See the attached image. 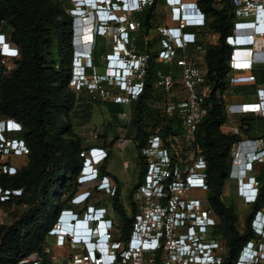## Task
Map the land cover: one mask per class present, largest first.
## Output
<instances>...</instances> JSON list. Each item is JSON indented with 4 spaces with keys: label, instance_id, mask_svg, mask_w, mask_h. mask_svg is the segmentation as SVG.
I'll return each instance as SVG.
<instances>
[{
    "label": "built area",
    "instance_id": "2783aa9c",
    "mask_svg": "<svg viewBox=\"0 0 264 264\" xmlns=\"http://www.w3.org/2000/svg\"><path fill=\"white\" fill-rule=\"evenodd\" d=\"M223 2L230 3L234 14L232 32L225 40L230 48L226 83L236 88H251L254 100L246 99L236 104L225 95L217 93V96L227 100L228 117L252 116L264 121V82L259 83L257 77L258 71H264V0H214V7L218 8ZM166 4L171 9L170 20L174 25L158 28L157 60L164 65L176 63L181 68L182 91L178 92L172 73H159L156 87L163 93L162 109L166 118L174 122V130L179 127L180 133L190 140L195 156L185 162L178 155L177 145L169 147L159 133L150 135L146 146L138 152L145 174L134 190L136 212H131L133 227L129 238L124 240L121 225L112 216L115 215L112 206L92 203L94 198L112 199L118 192V183L101 170L109 158V151L97 146L82 151L78 187L48 233V242L44 246L46 255L34 256L32 264L224 263L228 254L227 242L214 233L219 218L208 200L207 162L197 144L199 128L209 114L214 90L207 69L201 66L205 65L208 45L217 44L221 36L211 32L205 34L206 39H201L197 33L186 31L192 27L204 28L210 22L198 0H166ZM137 12L133 8L129 13ZM127 24L133 27L125 26ZM139 29L138 22L129 23L125 17L124 27L119 31L123 37L113 45L133 66L126 76V83L107 78L106 74L103 76L97 71L91 79L87 77V71L96 69L92 63L80 66L76 62L71 81L76 96L90 94L94 99H109L110 93L101 89V81L118 85L121 95L112 97L115 104L130 106L144 93L149 55L139 54L136 50L133 35ZM109 31L104 29L101 36H107ZM149 42L146 37L145 45ZM179 52L182 55L178 58ZM20 55L19 47L0 33L1 64L6 67ZM118 63L113 62V65ZM122 117L128 119L127 114L123 113ZM22 130L21 124L14 119L0 121V155L11 159L8 162L3 161L5 158L0 159V172L4 174L15 175L20 168L15 158L30 153L24 140L6 137V134L21 133ZM178 135H172L168 140L177 142ZM230 165V179L237 180L238 196L246 205L260 204L252 221L253 237L243 246L236 264H264V134L236 143ZM124 168L127 170L130 165L125 163ZM248 174L253 175L250 180ZM193 192L205 197H196ZM12 194L18 196L21 192L6 191V195ZM59 250L68 253L63 255ZM247 256L251 259L246 260Z\"/></svg>",
    "mask_w": 264,
    "mask_h": 264
},
{
    "label": "trees",
    "instance_id": "16d2710c",
    "mask_svg": "<svg viewBox=\"0 0 264 264\" xmlns=\"http://www.w3.org/2000/svg\"><path fill=\"white\" fill-rule=\"evenodd\" d=\"M198 3L209 16L210 22L204 28L192 27L186 31L197 33L201 39L205 38L206 33L214 32L220 34L221 39L217 44L207 47L205 67L214 90L209 114L199 128L197 144L207 162L210 206L222 218V222L219 221L214 228V233L227 242L228 254L223 264H236L243 246L253 237L252 221L260 204L252 205L244 231L238 230L235 227L238 220L235 208L222 201V194L226 183L230 181L233 146L244 138L256 137L251 135V127L250 130L240 128L234 134L222 133L221 129L228 122L227 100L218 98L217 93L226 96L228 90L229 93L243 90L244 95H247L253 90L232 87L226 83L230 48L225 40L232 32L234 21L230 3L223 2L218 8L214 7V0H198ZM65 4L69 8L73 7L71 0H65ZM157 4L158 1L153 0L137 15L140 29L147 37L153 28ZM0 26L8 40L19 47L22 56L18 68L11 75L0 76V119H15L24 125L25 131L20 137L27 142L30 151L25 156L29 161L27 166H21L15 175L2 172L0 175V187L3 190L21 192L18 196L10 195L13 199L8 196L7 201L0 204L8 206L23 194L29 204L28 210L12 226L0 227V264H20L28 257L31 260L24 264H32L34 256L46 255L44 246L48 242V233L58 213L69 204V196L78 187L77 179L83 163L80 154L88 149L81 146L70 123L64 122V117L78 100L69 88L73 62L77 59L76 47L73 45L75 20L53 0H0ZM95 39L96 43L91 48L93 67L103 66L104 62L103 67L106 69L107 55L112 49L102 45V36H96ZM136 48L138 53H147L149 59L144 93L132 102L135 113L132 129L136 132L133 141L140 152L150 135L159 133L165 138L166 145L172 147L177 142L168 139L180 133V128L174 130V122L166 118L162 108H155L152 104L158 100L159 92L163 96L162 90L156 87L159 73H172L178 87L181 85L178 83L181 68L176 63H159L158 52L152 49L151 42L148 45L139 42ZM181 55L179 52L178 58ZM88 73H91V69H88ZM258 73L260 71L257 72L258 82L263 83ZM1 158L5 156L0 155ZM182 160L186 161L185 158ZM139 165L142 180L145 167L141 160ZM60 169L64 170V175L52 197L54 209L51 211L50 193ZM101 170L107 174L104 165ZM28 192L30 194L27 197ZM109 202L108 206H112L121 225L122 239L126 240L133 227V218L121 202L119 184L116 196ZM97 205L107 206L104 201H99ZM135 212L132 203V214Z\"/></svg>",
    "mask_w": 264,
    "mask_h": 264
},
{
    "label": "rangeland",
    "instance_id": "374dc122",
    "mask_svg": "<svg viewBox=\"0 0 264 264\" xmlns=\"http://www.w3.org/2000/svg\"><path fill=\"white\" fill-rule=\"evenodd\" d=\"M53 1L55 3H57L58 5H60L63 9H65L67 14H69L70 16H72L71 10L75 8V5L80 3V1L77 3V2H75V0H71L73 7L69 8L66 6L65 0H53ZM157 1H158V4H157V8H156V14H155V18L152 22L153 28H152L150 34L148 35L150 42L153 44L152 49H155V52H158V47H159V42H160V36L158 34V28L161 26H165V25L166 26H173L174 25L170 20L171 9L167 6L166 0L165 1L164 0H157ZM126 6H127V4H126ZM139 13L140 12H137V13H128L127 12L125 14V17L128 18L129 23L136 24L138 22L137 15ZM117 14L124 16L122 12L121 13L117 12ZM125 26L130 28L131 25L129 26L127 24ZM131 27H133V26H131ZM2 30H3V27L0 26V33H3ZM83 33H84V31H83ZM83 33H82V35H83ZM109 34H111V35H109ZM109 34L107 36H103V40L101 43H102V45L113 49V45L117 44L120 41L122 35L120 36L118 29L110 30ZM133 36L135 38V44H137V43L139 44V42H142L143 44H145V38L147 37V35L144 34L142 29H139L138 32L135 33ZM95 43L96 42L94 39V44ZM73 45H74V47H76V55H77L76 62L80 66H84L86 64H89V62H91L93 65L91 58L90 59H84V58L80 57L81 54H79V53L81 51L85 50L84 49L85 46L81 42H78L76 40H74ZM91 47H88V48L90 49ZM136 50H137V48H136ZM151 51L154 52L153 50H151ZM142 53L143 52H140L139 54H142ZM21 59H22V56L20 55V58L18 60L7 64L6 67H4L0 62V76L6 77V76L11 75L18 68ZM76 62H73V69H72L73 74L75 72L74 65H76ZM102 65L103 66L105 65L104 62H102ZM103 66L97 67L96 69L91 68V73H88V71H87V77L92 79V77L94 76L93 74H95L96 71L100 72V74L105 76V74L107 72H106L105 67H103ZM201 67L204 68V70L207 69L204 64H202ZM258 74L260 77V82H263L264 72L260 71V73H258ZM72 78H73V76H72ZM180 80L181 79H179V81H178L179 84H181ZM101 82H102L101 83V85H102L101 89L110 93L109 99H106V100H102L101 98L100 99L99 98L94 99L92 97V95H90V94H86L83 96H76L78 98L76 105L74 106V108L71 111H69L67 113V116L64 117V122L70 123L73 130L74 131L76 130L77 139L81 141V146L85 145L87 139L93 135L94 131H100L103 135H105L104 134L105 132H103L104 124L111 123L112 125L115 126L121 122H125V124H127L128 121L130 120V124L132 125V121L134 119L135 113H134L133 104H131L130 106L122 105V104L114 105L112 102V97L121 95L120 93L117 94V91H119V89L117 87L118 85H116L115 82L112 83V81H110V82L101 81ZM69 88H71L73 93H75L73 90V86H72L71 82L69 84ZM176 88L178 89V92L182 91L181 85H179ZM243 92H244L243 90H235L234 92L229 93V90H228V92L226 93V98H227V100L231 101V103H236V104L243 102L246 99H248L247 101L254 100V94L251 90H250V93H248L247 95H244L245 93H243ZM0 96H1V93H0ZM246 96H248V97H246ZM163 100H164L163 96L159 92V98L157 101L153 102V104H152L153 107L162 108L163 107ZM121 113L127 114L128 119L123 118ZM130 116H131V118H130ZM0 121H1V119H0ZM17 122H19V121H17ZM19 123L21 124V126L23 128L22 132L16 133V134H10V135L6 134V137L8 136L9 138H13V137L18 138V137L22 136L23 132L25 131V128L21 122H19ZM250 127H251V131H252L251 135L253 137H258V136H261L264 134V121L256 120L252 116H242V115L229 116L228 122L223 126V128L221 130H222L223 134L227 135L229 133H232V134L236 133L240 128L250 130ZM79 128H81V129H79ZM107 135H108V138L110 140L113 139L111 133H108ZM178 136H179L178 140H177L178 155L181 159L185 158L187 161H189L190 159H192L195 156L194 146L190 142V140H188L186 137H184L181 133H179ZM66 137L70 140L73 139L71 136H66ZM20 139H22V138L20 137ZM25 143L27 144L26 141H25ZM185 153H187V154L185 155ZM10 160L5 158L3 161L8 162ZM111 160L114 162L116 169H119V170H122V166H123L124 161H128L127 163L130 165V170L127 171L128 178L130 180H133L134 178L137 181L140 180L138 151L135 148L134 143H131V145H129V147L125 150L115 149L113 158ZM15 163L16 164L19 163V166L21 167V166H27L29 164V161L26 157L15 158ZM0 175H1V172H0ZM63 175H64V170L63 169L58 170L57 176H56V182H55V184H53V187H52V190L50 193L49 205H50L51 211L54 209L52 197L56 191L57 184L60 182ZM248 176H252V175L248 174ZM0 189H2V188L0 187ZM130 192H132V191H130V190L124 191V194L122 196V202L124 203V205H126L128 207L129 215L132 216L131 215V212H132L131 207H132V203H134V201H133V194H132V200H130V196H129ZM196 193H198V192H193L192 194L195 195ZM29 194H30V192H28L27 197L29 196ZM7 196L8 195H6V190H4L3 192L0 191V202H2L3 199H6L5 201H7ZM24 196L25 195L23 194L21 197L20 196L16 197L14 199V202L8 206H3L0 204V227L1 228H8V227L12 226L17 220H19L21 218L23 213H25L28 210L29 204L26 202L27 198L26 197L23 198ZM195 196L196 197H205V196L199 195V194L195 195ZM11 199H13V197H11ZM222 201L227 206H230V205L234 206L235 211H236L237 216H238V220H237V223L235 224V227L238 230L244 231L246 217L250 214L253 207H252V205H246L243 198H240L238 196V188H237V180L236 179H230V181H228L226 183V185L224 187L223 194H222ZM129 202H130V204H129ZM218 218H219V221L222 222V218L220 216H218ZM224 238L226 239V237H224ZM65 254H66V252L63 253V255H65ZM30 260H31V258L28 257V258L24 259L23 261H21L20 264H24V262H29Z\"/></svg>",
    "mask_w": 264,
    "mask_h": 264
},
{
    "label": "clouds",
    "instance_id": "9594fccd",
    "mask_svg": "<svg viewBox=\"0 0 264 264\" xmlns=\"http://www.w3.org/2000/svg\"><path fill=\"white\" fill-rule=\"evenodd\" d=\"M96 1L98 0H80V3H78L79 1H76L78 4L75 5L74 9H78L79 5H83V9L85 10V14H84V18L86 19L84 22L81 21V18H78L76 15H74L72 13V9L71 13L72 16L75 20V27H74V40L81 42L82 43V29L86 28V21H90V26L92 28V33L94 34V39L96 38V36H101L102 32L104 29H110V30H115L118 29L120 31V29H122L124 27V23H125V14L128 12H130V10H133V8H135V10H137L138 12H142V10L149 4H151V2L153 0H128L129 2H124L125 6L127 4V6L123 7L121 10H117V8L113 5L112 7H110V5H104V8L102 10H97L96 8ZM111 2H113L114 4H120L119 0H109ZM126 1V0H125ZM141 7V9H140ZM194 9L196 10V7H194ZM117 12H122L124 16L118 15ZM104 13H109L111 15H113L114 20H109L108 18H106L104 16ZM120 24V25H119ZM77 26V27H76ZM120 26V27H119ZM96 40V39H95ZM85 47H84V51H81V58L84 59H90L91 58V46L94 44V40L91 43L88 44H84L82 43ZM94 46V45H93ZM88 47H91L90 49ZM112 52H115V59L111 60V62L107 61V66H106V75L107 78H111L113 80L116 81H120L121 83L125 84L126 83V76L128 74V72H130L133 68V66H131L128 62V60L124 57V55H122L117 49H115L113 47V49L111 50ZM111 52V53H112ZM79 53V54H80ZM83 53H87V55L83 56ZM113 62H121V64H124L123 67H117V65H113ZM110 72H112V74H110ZM115 72V73H113ZM115 74V76H114ZM111 75V76H110ZM114 76V77H113ZM252 255V254H251ZM246 260H250L251 257L247 256L245 257Z\"/></svg>",
    "mask_w": 264,
    "mask_h": 264
},
{
    "label": "crops",
    "instance_id": "0c3cea01",
    "mask_svg": "<svg viewBox=\"0 0 264 264\" xmlns=\"http://www.w3.org/2000/svg\"><path fill=\"white\" fill-rule=\"evenodd\" d=\"M120 63L121 62H119L118 64ZM119 93L120 91H117V94ZM113 104L120 105V104H115L114 102ZM103 132H105L104 133L105 135H103L100 131H94L93 135L87 139L83 147L90 148L93 146H97V147L104 148L109 151V158L104 164V166L106 167V171H107V174L105 175H108L110 178H112L119 184L121 202H122V196L124 194V191L126 190L132 191L130 192V195H129L131 196L132 194H134V188L140 183L141 180L137 181L135 178L133 180H130L128 178L127 171H129L130 168L127 170L124 168V164L127 163L128 161H124L122 170H119V169H116L114 162L111 159L113 158L115 149L125 150L129 147V145H131V143H134L133 138L135 137L136 132L132 129V125L130 123L125 124V122H121L115 126L112 125L111 123L104 124ZM108 133H111L113 139L110 140L108 138V135H107ZM75 134H76V130H75ZM95 136H98V139H95ZM134 145H135V148L137 149V145L135 143ZM99 201H104V203L107 206L110 203L109 202L110 199H108L107 197L94 198L92 200V203H98ZM122 204L124 205L123 202ZM124 207L127 210V213L129 214L128 207L126 205H124ZM112 216L113 217L115 216L116 218V215H112ZM64 252L68 253L67 250H61V251L59 250V253L61 254H63Z\"/></svg>",
    "mask_w": 264,
    "mask_h": 264
},
{
    "label": "bare ground",
    "instance_id": "6f19581e",
    "mask_svg": "<svg viewBox=\"0 0 264 264\" xmlns=\"http://www.w3.org/2000/svg\"><path fill=\"white\" fill-rule=\"evenodd\" d=\"M126 2L128 3L129 1L128 0H126ZM122 16V15H121ZM90 21H86V25H87V27L86 28H84V29H82V33H83V31H84V33H83V35H82V43H84V44H88V43H91L93 40H94V34L92 33V28L90 27V26H88V25H90ZM91 28V29H90ZM84 41V42H83ZM117 65V67H123L124 66V64H116ZM110 74H112V72H110ZM244 175V173H241V176H243Z\"/></svg>",
    "mask_w": 264,
    "mask_h": 264
},
{
    "label": "flooded vegetation",
    "instance_id": "af4514ba",
    "mask_svg": "<svg viewBox=\"0 0 264 264\" xmlns=\"http://www.w3.org/2000/svg\"><path fill=\"white\" fill-rule=\"evenodd\" d=\"M252 175V174H251ZM249 178H248V180H250L252 177H253V175L252 176H248ZM255 179H259V178H255ZM264 179V178H263Z\"/></svg>",
    "mask_w": 264,
    "mask_h": 264
}]
</instances>
